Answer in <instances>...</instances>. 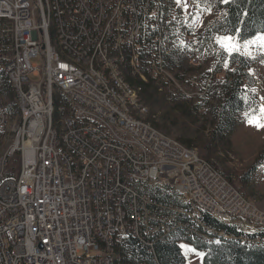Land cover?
I'll return each mask as SVG.
<instances>
[{"label":"built area","instance_id":"obj_1","mask_svg":"<svg viewBox=\"0 0 264 264\" xmlns=\"http://www.w3.org/2000/svg\"><path fill=\"white\" fill-rule=\"evenodd\" d=\"M143 1H150V8H143ZM156 1L0 0V23L8 26L9 39L0 63L27 111L2 155L0 259L7 264H104L108 240L118 246L132 238L153 254L157 243L178 235L207 238L188 225L183 211H195L203 220L206 211H214L216 218L235 223L240 235L250 230L246 240L261 243L251 237L264 230V215L242 206L238 189L216 164L163 140L158 129L136 119L139 110H122L106 86L89 81L71 63V55H79L106 76L115 39L127 38L142 23V13L155 19ZM116 2H123V12H116ZM180 9H174L171 22L167 9L158 20L144 44L146 61L150 52L162 60L161 35L183 21ZM127 18H134V25L121 30ZM47 23H54V32H47ZM52 40L62 42L66 59L55 56ZM129 44L133 52L134 41ZM98 63H105V70H98ZM51 91L59 98L72 94L74 108L66 109L61 100L59 110L50 111ZM50 113H57V124H49ZM5 118L0 101V128ZM17 155L19 171L7 175ZM152 191L176 194L184 208L158 201ZM172 224H182L181 234L170 235ZM91 240L101 241V249L92 250Z\"/></svg>","mask_w":264,"mask_h":264},{"label":"rangeland","instance_id":"obj_2","mask_svg":"<svg viewBox=\"0 0 264 264\" xmlns=\"http://www.w3.org/2000/svg\"><path fill=\"white\" fill-rule=\"evenodd\" d=\"M161 1L159 19L163 18L167 9L170 11L171 22L174 9L181 6L180 15L183 21H179V26H174L171 33L162 38L161 44L168 52L162 53V60H158V52H153L149 54L148 61L144 58L139 65V73H146L153 81L151 90L135 82L139 77L141 81L147 83L144 75H132L129 71H124V77L129 78L131 86L141 88L138 98L147 109L141 117L153 123L160 133L181 142L180 144L185 147L190 145L198 152V146L209 138L212 120L209 109L217 99V83L223 81L228 73L240 68L238 59L237 63L231 62L234 56L248 61L249 68L246 70L247 78L244 84L256 96L258 110L247 109L237 114V127L230 136L229 145L224 141L218 143V148L210 156V161L229 176L247 199V203L264 215V167H262L264 163L250 175H244L254 165L264 147V33L247 41H239L237 37L230 35L213 34L209 32V28L221 20L225 13L217 8L212 0L206 4H201L198 0H182L180 6L176 0ZM221 2L225 4L224 0ZM156 18L157 16L153 25ZM7 29V25L0 23V54L8 50ZM217 37H230L231 40L226 43L236 45V50L231 54L225 51L217 42ZM153 44L152 47L157 49ZM2 67L0 63L1 72ZM57 100L58 105L61 104V100L65 102L59 96ZM176 102H182L183 109L192 113L191 120L184 115V121L176 119ZM11 114L16 117L17 111L11 108ZM183 140L187 142L186 145L182 143ZM18 158V155L12 158L13 168H18L20 163ZM242 175L244 178L241 180ZM216 220L236 228V224L231 221ZM243 232L250 235V230ZM178 245L186 264H202L203 256L198 255L202 253L201 251L195 250L185 241H179ZM181 245L185 247L182 248Z\"/></svg>","mask_w":264,"mask_h":264},{"label":"trees","instance_id":"obj_3","mask_svg":"<svg viewBox=\"0 0 264 264\" xmlns=\"http://www.w3.org/2000/svg\"><path fill=\"white\" fill-rule=\"evenodd\" d=\"M198 1L201 4H206L207 1L210 0ZM212 1L216 3L217 8L224 11L225 15L221 20L211 25L209 28L210 33L234 36L237 37L239 41H247L258 34L264 33V0H231L225 4H222L221 0ZM236 59H238L239 62ZM231 62H238L240 68L228 73L223 81L217 83V99L215 100V104L211 105L209 109V113L212 117L208 134L209 138L198 146L200 157L206 161L211 160L210 156L213 155L214 151L218 148V143L224 141L229 145L230 136L237 127V114L247 109L256 111L259 107L256 96L251 92L248 86L244 84V80L247 78L246 70L249 68L248 61L241 57L234 56ZM136 74L140 76L144 75L147 79V83L141 81L139 77L136 78L135 82L145 87V89L148 88L151 90L153 81L150 77L146 73H139L138 70L132 75ZM124 79L127 83L131 82L129 78L124 77ZM136 89L138 90L139 96L141 88ZM0 92L7 100L9 109L11 110V108H13L16 110L11 84L4 72L1 71ZM57 101L58 100L55 102L56 105L58 104ZM176 104V119L183 120L184 115L191 120L192 113L183 109V103L176 102ZM152 126L154 128L156 127L154 124ZM182 143L186 145L185 143L187 142L183 140ZM186 146L187 148H192L190 145ZM263 163L264 147L259 152L254 165L251 166L244 175H250ZM11 165L12 163L10 160L6 168L7 175H12L19 171L20 163L18 168H13ZM244 175L241 176V180L244 178ZM225 176L230 180L229 176ZM231 183L233 184L232 181ZM150 195L155 197L158 201H173V205L178 203L176 194L163 196L160 192L154 191L150 193ZM204 219V223H206V225L209 224L210 228L218 233H223L218 242L205 243L202 240H191L187 237L179 236L178 234H181V231L177 234H172L178 235L175 238L163 243H157L154 246V253L152 254L145 246L140 245L135 239L127 238L116 247L117 259L115 260V264H186L185 257L178 245L179 241H185L195 250L201 251L204 254L202 264H264V230L257 236L251 237H258L261 241V243H259L257 239L246 240V237H250V235L242 236L236 232L235 227L223 225L207 214H205Z\"/></svg>","mask_w":264,"mask_h":264},{"label":"bare ground","instance_id":"obj_4","mask_svg":"<svg viewBox=\"0 0 264 264\" xmlns=\"http://www.w3.org/2000/svg\"><path fill=\"white\" fill-rule=\"evenodd\" d=\"M160 1L161 0L156 1L157 4L155 16H157V18L155 25H153V21H155V19H152V15H149V13H142V23L137 24L135 28L132 29V32H127V38L115 39V46L113 47V50H110V64H112V67H109V71H107L106 76L104 75V72H95V67L90 64V61L84 60L79 55H71V63L74 64V67L82 69L83 73H87L89 81H93L94 83L98 84V86H106L107 91H110L111 93L113 101H115V104H120V108L122 110H130V106H134L136 110H139L136 111V119H138L139 122L144 123L145 126H149V128L154 127L141 117L144 113H146L147 109L145 106H143L138 98V90L125 81L124 71L126 70L131 74H134L135 71L139 70L138 68L142 60L146 58V45H144L145 41H151L153 31H155L158 27V20L163 19H159L158 14V10L161 12L159 7ZM143 8H150V1H143ZM116 12H123V2H116ZM129 25H134V18L122 20L121 30H128ZM153 27H155V29H152ZM47 32H54V23H47ZM163 37L164 35H161V41ZM129 41H134L133 52L130 49ZM163 48L164 53H168L166 52L164 46ZM52 51H54V54L57 58L66 59V50L63 49L62 42L60 40H52ZM151 53L153 52H150L149 54ZM133 54H135V61ZM129 65L132 67L129 68ZM2 68L4 74L7 77L6 66H3ZM98 70H105V63H98ZM7 78L13 90V99L17 115L14 117L11 114V110L9 109L7 101L0 92L2 110L6 114L5 120H3V126L0 128V171L3 170L4 157L2 155H4L6 147H11L12 142H14V137L16 136L17 128H20L22 123L27 120V111L24 110L22 102L19 101V89L15 88L13 79L9 77ZM57 95L59 96L58 91H51V94L48 96L50 111L59 110V105H56L55 103L58 98ZM61 98L66 102V109L74 108L72 94L61 93ZM49 124H57V113L49 114ZM159 137H162L163 140H168L172 146L185 147L176 140H173L160 132ZM187 151L197 152V150L194 148H187ZM204 161L205 164H213L211 161ZM238 196L242 199L243 207H245L247 210L255 211L256 215H262L254 207H251L247 203V199L239 192V190ZM177 199L178 203L174 204L173 206L176 208H184V199L180 197H177ZM205 214L209 215L213 219L216 218V212L214 211H206ZM183 218L188 220V225H190L191 228H195L196 231L206 233L207 238H202V241L205 243H216L223 235V233H218L210 228V226L206 225L202 217L198 216V213L195 211H183ZM216 219L224 221L222 218ZM181 231L182 224H172L170 227V235L177 234ZM243 235L248 234L243 232ZM116 247L117 240L107 241L106 258H104V264H115V260L117 259ZM91 248L92 250L101 249V241L91 240ZM0 264H7V259H0Z\"/></svg>","mask_w":264,"mask_h":264},{"label":"snow or ice","instance_id":"obj_5","mask_svg":"<svg viewBox=\"0 0 264 264\" xmlns=\"http://www.w3.org/2000/svg\"><path fill=\"white\" fill-rule=\"evenodd\" d=\"M225 3H228L229 0H224ZM176 3L178 6H180L182 4V0H176ZM185 7L187 6L186 4L184 5ZM231 38L230 37H217V42L221 44V46L225 49V51H229V53L231 54L232 51L236 50V45L231 44V43H226L227 41H230ZM251 122V121H250ZM260 125L258 124L257 127H259ZM262 167H264V165H262ZM181 247H185L184 245H181ZM198 255L203 256V253H198Z\"/></svg>","mask_w":264,"mask_h":264}]
</instances>
